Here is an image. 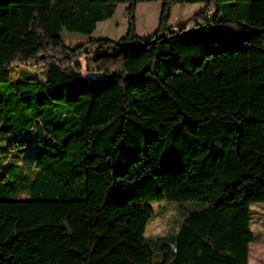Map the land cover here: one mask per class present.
Instances as JSON below:
<instances>
[{
	"label": "trees",
	"instance_id": "obj_1",
	"mask_svg": "<svg viewBox=\"0 0 264 264\" xmlns=\"http://www.w3.org/2000/svg\"><path fill=\"white\" fill-rule=\"evenodd\" d=\"M161 3L156 32L137 7ZM203 4L170 26L172 9ZM127 6L120 40L69 47ZM46 70L42 81L31 69ZM13 72L24 78L13 80ZM0 264H249L264 203V0H0ZM30 157V156H28ZM198 202L170 243L155 201Z\"/></svg>",
	"mask_w": 264,
	"mask_h": 264
},
{
	"label": "rangeland",
	"instance_id": "obj_2",
	"mask_svg": "<svg viewBox=\"0 0 264 264\" xmlns=\"http://www.w3.org/2000/svg\"><path fill=\"white\" fill-rule=\"evenodd\" d=\"M203 4H183L177 5L172 9L170 26H177L187 22L201 8ZM127 6H120L112 19L98 23L96 30L91 35H83L80 33L63 32L60 33L55 40L63 42L69 47H77L90 40L108 38L111 40H120L126 36L128 32V20L125 14ZM162 11L161 3H143L137 7V35L140 38H146L153 35L159 25L160 15ZM38 79L44 81L47 79L46 70L31 69ZM24 78L16 72H13L12 79ZM8 137L0 134V160H6L4 151L1 148L7 143ZM30 156V157H28ZM28 156L13 157L10 159L14 164L19 166L18 177L15 181V189L5 188L0 198L8 199H28L29 193L27 185L33 180V163L34 153L28 152ZM154 209V217L149 221L146 238L153 249L154 263L163 260V254L158 247V242H172L177 233H179L182 222L188 211L201 209L198 202H172V201H155L151 203ZM251 230L260 237V241L250 244L249 264H264V203H253L251 205Z\"/></svg>",
	"mask_w": 264,
	"mask_h": 264
}]
</instances>
